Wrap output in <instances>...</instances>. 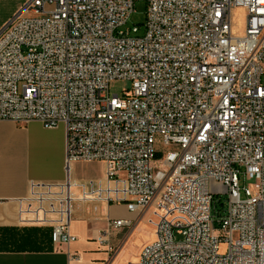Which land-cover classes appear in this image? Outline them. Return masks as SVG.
<instances>
[{
  "label": "built area",
  "instance_id": "2783aa9c",
  "mask_svg": "<svg viewBox=\"0 0 264 264\" xmlns=\"http://www.w3.org/2000/svg\"><path fill=\"white\" fill-rule=\"evenodd\" d=\"M137 1L141 36L123 29ZM262 78L264 0H25L0 27V121L64 127L66 176L30 183L18 226L69 245L75 204H124L155 235L130 264H264ZM82 163L102 177L75 179ZM96 215L115 253L133 222Z\"/></svg>",
  "mask_w": 264,
  "mask_h": 264
},
{
  "label": "crops",
  "instance_id": "0c3cea01",
  "mask_svg": "<svg viewBox=\"0 0 264 264\" xmlns=\"http://www.w3.org/2000/svg\"><path fill=\"white\" fill-rule=\"evenodd\" d=\"M65 161L64 127L48 130L35 121L25 126L0 121V264H115L116 257L134 229L142 220L147 223L146 214L134 224L139 214L129 213L124 204L110 205L107 209L98 204H75L70 222V233L76 238L75 242L59 247L49 243L48 249L40 252L10 251L9 229L48 230L19 227L17 201L26 196L31 182H62L66 176ZM75 165L71 167L72 176ZM118 209L124 214L114 215ZM100 210L102 213L106 212L110 219L133 222L130 228L116 231L110 237L115 253L107 251L106 247L97 242L100 233L107 227L106 222L96 215ZM151 228V238L141 249L155 239L154 226L151 225ZM141 249L123 264L137 262Z\"/></svg>",
  "mask_w": 264,
  "mask_h": 264
},
{
  "label": "rangeland",
  "instance_id": "374dc122",
  "mask_svg": "<svg viewBox=\"0 0 264 264\" xmlns=\"http://www.w3.org/2000/svg\"><path fill=\"white\" fill-rule=\"evenodd\" d=\"M24 2L25 0L0 1V25L12 17V15L22 6ZM146 8L147 6L144 1H137L134 5V12L123 29L137 28L138 30L136 35L141 36L144 32L143 25L145 23ZM245 18L246 11L244 9L237 8L232 11V34L234 36L244 35ZM262 83H264V78H262ZM129 91L130 82L127 80L117 79L111 81L109 84V92L111 95H117L122 98ZM102 175L103 165L101 163H82L74 166L73 176L77 180L101 178ZM113 214L120 216L123 215L124 212L121 209H118L117 213ZM151 232V224H147L144 220H142L126 240L122 250L115 259V264H123L129 257L138 253L146 241L151 238ZM175 238L178 239L179 237L175 236Z\"/></svg>",
  "mask_w": 264,
  "mask_h": 264
},
{
  "label": "trees",
  "instance_id": "16d2710c",
  "mask_svg": "<svg viewBox=\"0 0 264 264\" xmlns=\"http://www.w3.org/2000/svg\"><path fill=\"white\" fill-rule=\"evenodd\" d=\"M49 243H51V237H50L49 230L28 229V230L19 231V230L9 229V250L10 251H17V252L45 251L48 249Z\"/></svg>",
  "mask_w": 264,
  "mask_h": 264
}]
</instances>
